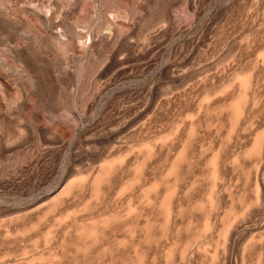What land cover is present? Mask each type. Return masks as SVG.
<instances>
[{
	"label": "rangeland",
	"instance_id": "1",
	"mask_svg": "<svg viewBox=\"0 0 264 264\" xmlns=\"http://www.w3.org/2000/svg\"><path fill=\"white\" fill-rule=\"evenodd\" d=\"M0 264H264V0H0Z\"/></svg>",
	"mask_w": 264,
	"mask_h": 264
}]
</instances>
